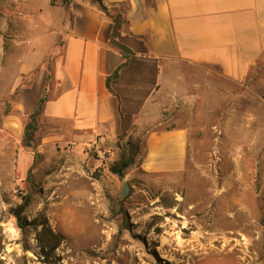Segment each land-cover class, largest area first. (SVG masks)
<instances>
[{"label":"rangeland","instance_id":"374dc122","mask_svg":"<svg viewBox=\"0 0 264 264\" xmlns=\"http://www.w3.org/2000/svg\"><path fill=\"white\" fill-rule=\"evenodd\" d=\"M17 1L0 0L7 39ZM206 70L198 92L176 99L172 124L189 141L180 173H144L141 140L119 178L109 172L117 147L99 167L93 151L40 152L36 141L17 160L14 140L0 133V264H264V131L244 129L252 118L264 129V55L241 90ZM222 88L250 96H218Z\"/></svg>","mask_w":264,"mask_h":264},{"label":"crops","instance_id":"0c3cea01","mask_svg":"<svg viewBox=\"0 0 264 264\" xmlns=\"http://www.w3.org/2000/svg\"><path fill=\"white\" fill-rule=\"evenodd\" d=\"M101 1L127 21L118 41L133 53L108 88L106 79L123 62L109 44V18L90 0H70L68 8L60 0L17 1L10 39L0 33V133L14 140L17 160L28 159L24 125L45 95L40 152L66 146L81 159L99 151L107 161L117 143L141 140L144 173H180L189 141L187 128L172 124L182 104L175 96L198 92L211 73L206 68L222 86L241 90L250 81L264 55V0ZM224 90L218 96H250ZM246 124L249 132L264 131L255 118Z\"/></svg>","mask_w":264,"mask_h":264},{"label":"trees","instance_id":"16d2710c","mask_svg":"<svg viewBox=\"0 0 264 264\" xmlns=\"http://www.w3.org/2000/svg\"><path fill=\"white\" fill-rule=\"evenodd\" d=\"M55 0H52L54 3ZM62 5L65 8H68L70 0H60ZM99 11H101L107 18L110 19L112 23V32L109 38V44L111 47L117 49L122 57L123 62L113 71V73L106 79V86L109 87L111 81H114L118 78L119 72L121 69L125 68L128 64L129 58L133 55L131 50L118 41L120 35V29L123 24H126L127 21L122 17L121 13L111 7L108 8L102 3L101 0H90ZM14 96L9 101V104L14 101ZM47 100V96L43 95L37 102L35 111L32 115L29 116L28 121L24 125L23 136H22V146L25 148H31L36 140V132L38 129V123L40 116L42 114L43 105ZM9 112L8 105L4 111V114ZM117 148L120 150L118 159L109 166V172L119 178L123 177L124 172L133 164L135 155L138 153V146L130 139L122 143H117ZM29 173V172H28ZM29 174H27L28 176ZM25 206H19L18 211L15 214L17 220H20V215L23 212ZM44 230L47 231L51 237L57 238V236L51 231L48 223L43 222ZM43 249V248H42Z\"/></svg>","mask_w":264,"mask_h":264},{"label":"bare ground","instance_id":"6f19581e","mask_svg":"<svg viewBox=\"0 0 264 264\" xmlns=\"http://www.w3.org/2000/svg\"><path fill=\"white\" fill-rule=\"evenodd\" d=\"M252 150V149H251ZM233 253L234 252H225V248H221V249H219L218 251H217V255H222L223 257H225V256H233Z\"/></svg>","mask_w":264,"mask_h":264},{"label":"built area","instance_id":"2783aa9c","mask_svg":"<svg viewBox=\"0 0 264 264\" xmlns=\"http://www.w3.org/2000/svg\"><path fill=\"white\" fill-rule=\"evenodd\" d=\"M176 99L178 101V100L181 99V97L180 96H175V100ZM96 153H97V159L100 160L101 162H103L104 159H105V156L101 152H99V151H97Z\"/></svg>","mask_w":264,"mask_h":264}]
</instances>
